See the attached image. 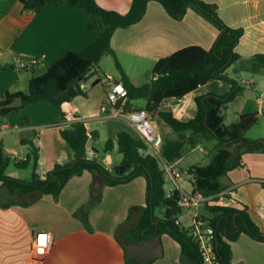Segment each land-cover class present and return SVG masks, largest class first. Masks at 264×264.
I'll return each mask as SVG.
<instances>
[{
  "label": "crops",
  "instance_id": "0c3cea01",
  "mask_svg": "<svg viewBox=\"0 0 264 264\" xmlns=\"http://www.w3.org/2000/svg\"><path fill=\"white\" fill-rule=\"evenodd\" d=\"M96 1L105 9L126 14L133 0ZM201 1L217 5L220 18L228 26L244 29V35L235 49L241 58L226 74L245 90L222 114L228 121L230 119V124L250 114H257L258 122H261L264 118V69L255 57L264 55V0ZM88 25V17L77 9L65 10L49 5L43 12L36 13L24 9L20 0H0V101L7 93H26L30 79L44 75L48 66L67 51L86 49L98 38V32L89 30ZM218 35L219 31L210 22L191 9L181 21H176L161 4L150 2L141 22L114 33L111 47L132 83L141 86L151 82L155 65L161 59L189 46L210 50ZM14 56L36 62L24 71L6 68ZM94 77L82 83L86 85L84 91L87 96L65 103L62 111L47 102H39L11 112L2 119L8 130L0 135V142L5 143L9 131L19 134L18 142L21 144L22 139L34 140L40 151L37 173L44 177L55 165H65L73 159L60 135V131L67 127L64 114L71 111L77 121L85 123L90 133L87 158L107 164L108 167L104 165L109 171L121 172L118 166L122 163V155L117 157V164H111L102 159L97 144L105 142L102 152L107 153L106 143L114 141L112 151L116 152L118 133L126 132L122 128H132L125 115L112 116L115 109L110 105L107 107L106 101L101 99L99 88L106 93L105 86ZM115 79L120 80V77ZM229 89L227 83L212 81L183 99L166 100L160 110L172 111L177 119L188 121L197 114V97L207 94L222 96ZM144 104L146 106L145 101ZM132 105L131 109L143 108L134 102ZM103 107L107 109V114L102 112ZM119 111L127 113L125 108ZM155 117L158 120L155 126H160L161 137L170 139L173 130L158 116ZM113 121L116 125L111 123ZM108 122L109 126L106 125ZM100 126V130L95 128ZM186 136L189 137V134ZM253 137L248 138L259 140ZM201 139L194 148L190 144L187 146L193 151L200 148L202 154L209 157L216 142L211 141L208 152L201 148ZM4 150L8 155L16 153L7 145H4ZM183 157L184 153L172 167L180 170L190 167L181 166ZM242 159L243 166L229 172L220 182L229 197L228 205L246 206L253 222L264 232V154L246 153ZM94 184L92 174L86 172L72 178L58 199L42 196L30 205H24L25 201L21 200L8 208L0 205V264H181V248L168 235L139 243L123 240L127 231L135 227L142 217L141 208L146 200L144 178L115 187L97 185L100 199L90 207ZM0 196L7 198L0 200V204H7L9 195L5 188L0 189ZM87 208L89 226L78 216L80 210ZM182 221L186 222L187 217L184 216ZM38 232H47L52 237L51 251L40 263L32 261L33 240ZM231 246L232 264H264V243L243 234Z\"/></svg>",
  "mask_w": 264,
  "mask_h": 264
},
{
  "label": "trees",
  "instance_id": "16d2710c",
  "mask_svg": "<svg viewBox=\"0 0 264 264\" xmlns=\"http://www.w3.org/2000/svg\"><path fill=\"white\" fill-rule=\"evenodd\" d=\"M20 2L24 9L36 13L43 12L49 5L65 10H80L89 19L88 29L98 32V38L83 51H67L48 66L44 75L31 78L26 93H7L0 101V123L11 112L27 105L47 102L62 111L65 103H71L77 97H86L87 93L81 88V84L88 75L96 73V67L102 58L109 54L115 59L120 81L127 90V101L123 107L125 112L133 110L132 102L143 100L146 102L143 108L158 116L173 132L179 133L181 138L171 140L163 136L158 156L136 135L125 131L118 133L117 151L123 157L121 165L118 166L121 169L119 176L110 173L99 162L87 158L86 146L90 133L84 122L77 121L60 131L73 156L72 161L65 165H55L44 177L37 173L40 151L35 141L22 139L23 144L29 145L30 154L24 160H15V167L26 169L32 165L33 174L30 181H22L7 174L12 159L6 155L3 143L0 142V189L5 188L11 198L7 204H0L3 208H8L20 200L25 201L24 205H30L42 196L58 199L72 178L82 176L86 172L92 174L95 183L93 202L90 205L92 207L100 199L97 185L115 187L141 177L146 182V200L141 208L142 217L135 227L127 231L125 239L139 243L153 237L168 235L181 248V264H204L199 248L189 236V231L176 223L184 214L178 205L180 192L175 190L170 194L166 190V171L163 168V163L171 167L180 160L187 144L194 148L199 138H203L216 142L211 163L206 166H190L181 171L190 176L193 192H200L204 197L210 198L206 203L207 219L214 229L212 244L218 263L232 264L231 243L237 241L243 234L264 243V232L253 222L247 207L241 204L227 205L226 200L229 197L221 196L224 187L220 179L243 166L244 154H264V139L251 141L245 138V134L258 121L257 114L241 116L230 125L225 124L222 114V110L227 109L245 90L226 74L227 70L241 58L235 49L244 35L243 28L228 26L220 18L217 5L201 0H133L126 14L105 9L96 0H20ZM150 2L161 4L167 14L176 21H181L191 9L213 24L219 35L210 50L189 46L161 59L155 65L151 82L136 86L118 62L111 47V40L118 29H127L141 22ZM255 58L264 69V55H257ZM212 81L227 83L230 89L222 96L207 94L197 97L195 99L197 114L194 118L181 121L172 111L160 110V106L166 100L183 99L187 94ZM18 97L23 100L22 107L6 108L8 103ZM121 106L122 100L115 108L120 109ZM186 134H189V137ZM114 144V141L107 142V152L113 150ZM156 210H161L162 216H157ZM88 215V208L78 212V216L87 226Z\"/></svg>",
  "mask_w": 264,
  "mask_h": 264
},
{
  "label": "built area",
  "instance_id": "2783aa9c",
  "mask_svg": "<svg viewBox=\"0 0 264 264\" xmlns=\"http://www.w3.org/2000/svg\"><path fill=\"white\" fill-rule=\"evenodd\" d=\"M2 61V55L0 53V64ZM36 61H27L26 59L14 56L11 61L6 65V68L14 69L17 71H24L29 69L35 64ZM108 81V92L107 98L109 105L115 109L112 113L113 117H120L125 115V119L136 134L138 138L143 140L154 152V154L159 156V150L162 147V137L157 132L156 126L153 125L154 114L149 110L133 109L130 112L122 113L119 111L123 109L127 101V90L123 86L120 80L115 79L112 75H106ZM85 85V84H84ZM84 85L81 84V88L84 90ZM122 100V106L120 109H116L115 106ZM102 112L107 114V109L102 108ZM110 114V113H108ZM64 122L69 125L77 122V119L73 112L68 111L64 114ZM8 128L3 123H0V135L6 133ZM105 164V163H104ZM102 165L107 169L108 165ZM165 164V163H164ZM168 166V165H167ZM168 180L173 183L175 190L180 192L178 205L183 209V216L177 220V224H181L183 228L189 231V236L192 238L193 242L198 246L199 252L203 259L204 264H219L216 258V254L213 250L212 240L214 239V229L211 226L209 219L204 218L199 209L202 205L206 204L210 198H206L200 192H189L185 191L181 187V183L184 181L182 178L181 170L176 167H166ZM175 190H169L172 194ZM226 195L224 192L221 196ZM229 202V200H227ZM227 205L229 203H226ZM186 216L187 221H182V218ZM43 238V240L41 239ZM52 247V237L47 232H38L33 240L32 247V261L40 263L45 260L49 255Z\"/></svg>",
  "mask_w": 264,
  "mask_h": 264
},
{
  "label": "rangeland",
  "instance_id": "374dc122",
  "mask_svg": "<svg viewBox=\"0 0 264 264\" xmlns=\"http://www.w3.org/2000/svg\"><path fill=\"white\" fill-rule=\"evenodd\" d=\"M107 74H110V75L114 76L115 78L120 77V74H119V72H118V70L116 68L115 60H114V58L111 55H109V56L105 55L102 58V60L99 63V65L96 67V75L94 77L95 80H101L102 86H105V89L108 92V81L106 79V75ZM99 89L102 92L101 99L103 101H106L105 105L107 107H110L109 103H108L107 92L105 93L104 92L105 90L103 88H101V87ZM134 103L137 106L145 107L144 101H142V100L134 101ZM222 113H224V110H222ZM155 118L153 119V122H152L154 126L158 125V120L155 119ZM224 118H226V117H224ZM111 123H114V125H116L114 121L111 122ZM225 123H226V125L230 124V119H229V121L227 119H225ZM106 125L109 126L110 122L106 123ZM111 125H113V124H111ZM95 128L96 129L99 128V130H100L101 126L100 127H95ZM122 129L126 130V132H128V133H130L132 135L135 134L129 128H122ZM156 129H157V132L160 134L161 133L160 126H158ZM9 133L10 134L5 139V143L3 144V148H4V145L5 146L7 145V146L11 147L12 149H14L16 153H11V154H9L10 156L6 153V155L9 156L12 159V162H11L10 166L8 167V169H7V174L9 176H12V177H14L16 179H19V180H22V181H30L32 179V174H33V166L32 165L30 167L26 168V169H18V168L15 167V160H24V159H26V157L30 154V147H29V145L26 146V144H21L20 142H18V140L20 138L18 133L12 132V131H9ZM250 136H255L253 138H258L259 140H262L260 138H264V137H262V136H264V118H262L261 122L257 121L256 124L254 126H252L251 129L245 134V138L246 139H249L248 137H250ZM169 138L171 140H179L180 139V134L174 132L172 135H170ZM201 144H203L201 146V148L206 149L207 151L210 150L211 141H207V140L203 139L201 141ZM104 145H105V142H103V141H100L99 144H97L98 149L102 153L101 154V156H103L102 159L103 160H108L109 162H111V164H117V157L120 154L117 151L116 152L115 151H110V152H107V153H103L102 151H103ZM214 152L215 151L211 152V155L208 157V156H204L202 154V152L200 151V148H198L197 150L193 151V150H191V148H189L186 145V147L184 149L185 158L183 157L184 160L182 161L181 166L184 167V168H187L188 166H191L192 164L199 165V166H206L212 161L213 156H214ZM99 163L102 165L103 162L100 161ZM166 167H168V166L163 163V168L167 172ZM110 173H112L113 175L121 176L120 171L116 172V170H111ZM181 174H182V178L184 179V181L181 183V187L185 191H189V192L193 191V186H192V183H191L190 176L187 175L185 172H182V171H181ZM166 179H167V182H166V185H165L166 190H169V188H171L172 191L175 190L173 183H171L168 180V174L167 173H166ZM5 198L6 197L0 196V200L1 201L7 200V198L6 199ZM8 199H11V198L8 197ZM226 203H227V200H226ZM199 212L204 217L207 216L206 218H208L206 204H204V205H202L200 207ZM156 215L157 216H162L161 210H156ZM123 240H124V242H127V239H123Z\"/></svg>",
  "mask_w": 264,
  "mask_h": 264
},
{
  "label": "water",
  "instance_id": "95a60500",
  "mask_svg": "<svg viewBox=\"0 0 264 264\" xmlns=\"http://www.w3.org/2000/svg\"><path fill=\"white\" fill-rule=\"evenodd\" d=\"M96 75L95 72L91 73L90 75H88L85 80H84V83H87L88 81H90L94 76ZM23 105V100L21 97H18L16 99H14L12 102L8 103L6 105V108H9V109H16V108H19V107H22Z\"/></svg>",
  "mask_w": 264,
  "mask_h": 264
},
{
  "label": "snow or ice",
  "instance_id": "6c2138e0",
  "mask_svg": "<svg viewBox=\"0 0 264 264\" xmlns=\"http://www.w3.org/2000/svg\"><path fill=\"white\" fill-rule=\"evenodd\" d=\"M43 240V238H41Z\"/></svg>",
  "mask_w": 264,
  "mask_h": 264
}]
</instances>
